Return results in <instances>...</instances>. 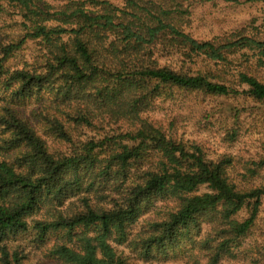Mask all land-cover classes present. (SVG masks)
<instances>
[{
	"label": "trees",
	"instance_id": "1",
	"mask_svg": "<svg viewBox=\"0 0 264 264\" xmlns=\"http://www.w3.org/2000/svg\"><path fill=\"white\" fill-rule=\"evenodd\" d=\"M214 2L0 0V264H264V25Z\"/></svg>",
	"mask_w": 264,
	"mask_h": 264
},
{
	"label": "rangeland",
	"instance_id": "2",
	"mask_svg": "<svg viewBox=\"0 0 264 264\" xmlns=\"http://www.w3.org/2000/svg\"><path fill=\"white\" fill-rule=\"evenodd\" d=\"M207 7L200 9L193 17L192 27L202 37H214L231 32L234 27L245 22L258 20L264 25V0H215L207 3ZM255 129L254 127H252ZM248 132L242 140V149L245 153H257L264 151V128ZM264 226V215L260 219ZM178 260L159 264H178Z\"/></svg>",
	"mask_w": 264,
	"mask_h": 264
}]
</instances>
